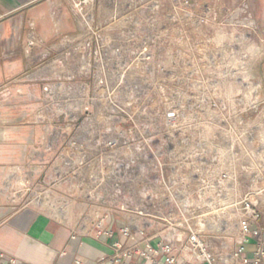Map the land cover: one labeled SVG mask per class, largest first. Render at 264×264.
Returning a JSON list of instances; mask_svg holds the SVG:
<instances>
[{
	"label": "rangeland",
	"instance_id": "rangeland-1",
	"mask_svg": "<svg viewBox=\"0 0 264 264\" xmlns=\"http://www.w3.org/2000/svg\"><path fill=\"white\" fill-rule=\"evenodd\" d=\"M59 4L50 15L55 20L40 26L29 21L31 30L19 35L26 37L19 47L21 54L27 51L33 61L18 75L0 81L2 138H30L34 146L31 166L17 170L15 181L1 193L2 200H11L13 210L32 207L72 219L85 218L98 208L104 212L110 204L108 149L136 154L145 148L157 154L156 147L152 150L156 143L137 139L147 128L166 139L174 133L190 135L189 141L178 142L175 152L183 156L187 149L194 160L213 148L208 147L212 145L208 138L224 139L230 153L239 144L249 150L250 129L258 140L264 138V0H63ZM222 5L240 10L233 15L218 13ZM232 18L242 34L256 38L255 62L248 61L250 46L224 47L214 38L216 24ZM153 24L171 26L170 44L164 35L155 37ZM138 36L154 41L145 47V59L129 60L117 69V63L108 62V51L124 48L115 44L118 40ZM238 54L240 63L234 57ZM25 75L33 76L30 94L19 90ZM170 108L182 113L175 128L165 123ZM108 138L113 141L109 148ZM114 156L117 165L123 157ZM165 158L172 160L171 153ZM240 192L241 198L255 195L258 206L264 207L263 188ZM228 209L223 215L231 212ZM200 222L196 220L197 225ZM232 225L226 220L228 233L234 231Z\"/></svg>",
	"mask_w": 264,
	"mask_h": 264
},
{
	"label": "built area",
	"instance_id": "built-area-1",
	"mask_svg": "<svg viewBox=\"0 0 264 264\" xmlns=\"http://www.w3.org/2000/svg\"><path fill=\"white\" fill-rule=\"evenodd\" d=\"M182 1L188 3L189 0ZM152 26L156 31L155 37L164 35L165 42H172L173 34L169 32L171 26ZM152 42L154 43L153 40L139 36L127 41L118 40L115 44H121L124 48L108 51V62L117 63L116 69L128 65L129 60L140 62L146 57L145 47L152 45ZM133 45L144 47L133 48ZM173 69L175 70V67H172ZM172 70L159 69L167 73ZM181 117L179 109L170 108L165 112V123L175 128ZM125 134L127 143L130 139L127 133ZM165 136L163 133L151 134L149 128L137 136L141 142L156 143L152 146V150L153 147L157 148L155 155L154 150L145 148L136 154L127 150L119 152L108 149V202L110 201L111 205H106V212L98 216L94 236L98 239H112L118 233L119 238L115 239L113 252L101 257L97 264H264V211L259 208L254 195H245L229 205L212 201L210 198L209 201L200 200L201 196H205V191L212 187L207 179H201L199 176L200 166L206 158L205 153L199 158L196 157L197 161L187 149L184 150V155L180 156L179 152H175L179 150L178 142L189 141L190 135L174 133L169 134L167 139ZM168 139L170 140L167 141ZM112 142L108 138V148ZM168 152L172 155L170 161L165 158ZM114 154L123 157L117 165L113 164ZM189 172L196 173L199 181L197 185L189 178ZM226 176L222 175V179ZM112 205L120 206V210L114 211ZM225 208L231 210L227 215H223ZM197 209H201V213L196 214ZM114 212L123 213L130 220H134L133 217L137 214L148 217L159 224L161 229H150L146 221L139 223L141 225L123 223L114 229L110 223ZM196 220L201 221L199 225ZM221 220L231 221L233 228L238 231L235 245L228 252L225 261L217 249L220 240L223 241L220 232ZM255 224L257 226L254 227ZM212 225L214 229L210 230ZM222 232L225 236H233L227 232L226 226ZM253 239L256 247L250 256L247 244ZM0 264L25 263L1 251ZM75 264L86 263L76 259Z\"/></svg>",
	"mask_w": 264,
	"mask_h": 264
},
{
	"label": "crops",
	"instance_id": "crops-1",
	"mask_svg": "<svg viewBox=\"0 0 264 264\" xmlns=\"http://www.w3.org/2000/svg\"><path fill=\"white\" fill-rule=\"evenodd\" d=\"M60 1L63 2V0H0V81L3 76L5 78L18 75L22 67H26L27 63L33 61V55L27 51H24V55L21 54L22 50L19 47L24 46L26 37L21 39L19 35L22 31L27 33L28 30H31L29 21L40 26L42 23L46 25L48 21L55 20L53 19L55 17L50 15L55 11L53 6L60 5ZM191 6H194L193 2ZM217 10L218 13L233 15L240 9L236 6L222 5L218 6ZM215 30L214 38L219 41V45L237 47L246 44L250 46L248 61H256V38H252L249 33L246 36L242 34L241 26L233 18L219 21ZM234 57H236V62H241L239 54ZM32 79L31 75L28 78L26 75L24 76L23 84L19 86L20 92L24 94L32 92ZM14 92H16V87ZM253 126L252 130L256 128L255 121H253ZM215 138L207 139V142L212 144L208 147L213 146V148L205 150L206 158L199 171L200 178L207 179L212 187L205 191V196H201L200 200L209 201L210 198L212 201L227 205L241 198L240 191L242 190L264 189V173H262L264 171V138L258 140L256 133L251 132L250 129L248 134L251 143L249 150L245 151L243 147L242 150L239 144V147L231 153L226 150L224 139ZM213 143L217 145L215 146ZM33 158L34 146L30 138L22 139L15 135L2 138L0 133V252L15 256L25 264H75L76 259H81L86 264H97L101 257L113 252L115 239L119 238L118 233L112 239L105 237L98 239L94 236L95 224L98 219L96 215L106 212H103L102 208L91 211V214L85 218L72 219L32 209V207L15 211L10 207V199H1L2 191L15 181L17 170L31 166ZM226 158H230V161H226ZM259 158L260 160H258ZM193 172H189L188 175L197 185L199 181L196 178V173ZM222 175L227 176L222 179ZM255 197L254 195V199ZM259 208L264 211L262 205H259ZM147 213L151 214V212ZM133 218L134 220H130L123 213H113L110 218L111 227L117 229V226L123 223L141 225L139 223L146 221L147 227L150 226V229H161L159 224L148 217L137 214ZM223 220L225 219L223 218ZM223 220L220 221L221 231L219 230L223 241L220 240L217 249L222 253L221 258L225 261L228 252L235 245L234 240L238 231L235 228L231 232L233 236H225V233L222 232L225 226ZM255 226L257 225L255 224ZM213 229L212 225L210 230ZM255 247L254 239L247 244V252L250 256L253 255Z\"/></svg>",
	"mask_w": 264,
	"mask_h": 264
}]
</instances>
